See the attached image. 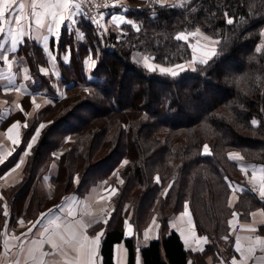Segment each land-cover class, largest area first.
Masks as SVG:
<instances>
[{
    "label": "trees",
    "instance_id": "1",
    "mask_svg": "<svg viewBox=\"0 0 264 264\" xmlns=\"http://www.w3.org/2000/svg\"><path fill=\"white\" fill-rule=\"evenodd\" d=\"M225 12L246 23L228 25ZM125 14L140 31L121 24L98 33L89 18H81L77 27L83 31L82 40L65 27L57 41L51 39L58 82L64 87L60 94L54 76L39 71L47 64L41 46L31 39L21 45L18 54L36 79L35 88L50 95L51 102L24 129L23 141L39 124L45 125L21 182L12 188L14 215L16 207L24 206L27 216L34 206L43 205L36 181L56 161L53 183L64 195L83 196L98 184L118 188L109 223L88 229L94 233L95 227H103L102 264H115L113 247L119 242L127 248V264H135V240L125 237L124 221L128 219L139 234L155 215L160 235L141 248L142 264H207L209 257L215 262L222 256L228 260L233 254L228 219L233 212L264 206L251 190L242 191L233 206L228 204L229 183L245 180L238 160H229L228 153L238 152L244 161L264 165V51L255 52L264 43L259 34L264 28V0H191L185 8L129 0ZM197 28L205 36L229 39L221 55L208 65H197L195 72L187 69L173 78L150 72L134 58L136 53L147 54L166 66L187 62L192 48L175 37ZM66 45H71L68 63L61 59ZM89 55L96 66L87 70ZM244 76L239 85L234 82ZM253 118L261 123L253 126ZM204 144L210 155L202 154ZM28 192L35 194V205L25 199ZM126 202L132 205L131 213L123 209ZM185 202L197 232L209 240L203 251L186 250L179 234L169 231L170 217L182 211Z\"/></svg>",
    "mask_w": 264,
    "mask_h": 264
},
{
    "label": "crops",
    "instance_id": "2",
    "mask_svg": "<svg viewBox=\"0 0 264 264\" xmlns=\"http://www.w3.org/2000/svg\"><path fill=\"white\" fill-rule=\"evenodd\" d=\"M21 2L25 3V11L26 13H28V19L24 21V30L28 33V35L20 37L18 39L16 50L15 52H13L11 50L12 37L9 30L14 27V24L5 25V32L0 33V44H3V47H0V54L8 57V59L6 60L0 59V161H3L2 163H0V197H2V199H0V264H9V262L15 261H18L19 264H33V261L26 255L27 250L32 246L30 242L41 239L46 240L48 234H45V236H41L40 233L44 232V228L48 226L49 221L54 220L57 217L64 219L67 211H73L75 213V218L82 219L84 223H92L93 219L97 220V223H103V218H106L107 211L112 206V201L108 200H102L106 203L105 205H98L101 195L98 199V202L95 203L97 195H94L93 197V194H95L96 191H100L101 193V191L106 188L104 184H99L96 187H92L91 190L83 196H79L76 193L64 195L60 191H57L54 187L53 177L58 171V165L56 161H52L49 163L46 170L42 173L40 177L37 178L36 181V188L40 192L42 201H48V205L44 206L40 210H36L33 215L31 214L32 212L30 213L29 211L27 213V216H24V212L26 211L24 206L22 210L20 208L21 211L18 210L16 207L14 215L12 200H10L12 197V188L14 189V187H17L22 180L24 174V167L29 155L31 154V150L26 156L24 155V153L27 149L28 143L31 140V137L35 134L36 128L39 127L40 124L34 129L33 133L27 138V140L25 139L23 141V133L25 129L24 125H28L29 121L33 118L34 114L51 100L50 95L45 94L42 89L35 88L37 81L31 75L29 66L26 61L18 54L19 49L21 45H23L25 39H31L36 44L41 46L44 55L47 59V64L44 66H40V68L47 69V74L51 73L54 76V78L56 79L54 87L58 94L64 91L63 85L58 82V79H60L61 77L59 74L60 70L57 59L55 61L51 60L52 56L56 57V53L55 51H52L50 42L52 38L55 39V41H57L58 39L53 34L47 32V25L51 20L50 12L52 11V9L45 10L44 8H37V12L42 14L43 21L45 24V27L40 28L34 23L35 18L31 16L32 9L30 5L32 3V0H21ZM43 2L55 4L56 0H43ZM75 2L79 3L81 5V8L77 9L73 7L71 9L72 12L77 13V15L74 16V19L78 20L79 22L81 18L88 19L90 16L92 18L90 19L91 23L96 26L97 24L92 21H99V26L97 30L98 33L100 30L109 31L116 30L117 28H119V26L121 25L119 19H117L115 22H111L112 17L114 15L118 17L122 16L125 20H127L125 12L128 9L129 0H119L117 6L105 7L104 9L98 10L96 12H91L89 9H87L85 5H83L77 0H75ZM116 3L117 0L109 1V5H113ZM15 14L16 13H13V15ZM60 27L62 29L63 27H65V25H61ZM76 28L78 32L83 34V31H81L77 26ZM44 35L48 36L46 48L42 40L39 39ZM21 41H23V43H21ZM67 54L68 53L64 52L62 53L61 57V59L65 63H68L70 59V56L67 61L63 59L64 55ZM88 57L89 56H87L85 60ZM150 62L155 64L152 58ZM24 67L28 68V74L33 77L31 81L24 80L22 78L23 73L18 71ZM85 68L87 70L90 69L86 63ZM9 77H14V79L9 82ZM21 85L25 86L26 91H16V88L21 87ZM17 105H19L20 107L18 108ZM36 105H40V107L37 108ZM16 122H19L17 129H15L11 135L15 136L19 141H21V143L14 145L12 141L8 139L7 129L13 123ZM37 141L35 142V144L37 143ZM10 153L11 155H9ZM21 160H23V163H21L19 168H16V164L19 163ZM238 162L240 168L244 169V171L242 172L245 180L243 184L233 185L228 198V201L229 199H233L235 201L232 206L238 202L239 195L242 192H237L235 191V189L237 187H241L244 189V191L251 190L253 187V171H256L257 173V179L255 181V184L258 186L260 183V170L264 169V165L260 163H248L244 160H238ZM13 169L15 170L13 171ZM101 185L103 186L100 187ZM40 187H42V189ZM256 194L258 195V193ZM262 201L264 203V200ZM5 204L8 206V211L10 213L9 216L3 215V205ZM57 205H62L64 210L61 211L60 209H58L56 207ZM98 208H105V213L97 214ZM48 209H52V214L46 218H41L40 213H45L48 211ZM183 211L184 209L178 212L177 214H173L170 217L168 222L169 231L174 230L179 234L186 250L190 252H193L191 251V248H202L204 250L205 246L209 243L208 238L206 243L200 241V237L206 236L197 232L194 226L192 215L190 217H182L181 214ZM87 212H91L93 213V215H84ZM236 213V217H233L231 215L228 219V222L229 220H232V224L230 225L228 223V225L229 235L232 237L233 242V254L228 257V260L222 256L219 260L215 262L212 261L209 257L207 264H225V262L226 264H231V260L233 257H236L238 261L241 260V253L236 251L237 237L240 238L239 243L241 247L245 250V253L247 248L250 246V242L254 240L255 235L258 234L264 237V222H262L264 221V216L261 215V213H264V206L254 207L246 213H241L240 211H236ZM154 217L156 220V224L159 225L157 215L153 216V218ZM153 218L139 234L135 232L132 226V237H134L135 240V264H137V261H139V264H142V256L140 252L141 248L146 246L151 240L157 239L160 235V225L159 227L151 226L150 228V225H152ZM189 218L192 221L191 224H189L188 222ZM21 219L24 221L23 224L18 223V221H20ZM38 219H43V225H38L37 228L33 229L32 233H28L27 236H22L21 234L27 233L28 228L32 227V223L36 222ZM72 219L73 217H67L68 221H71ZM6 221L7 225L5 224ZM253 227L257 229L255 233L249 231V229ZM88 229L83 230L84 234L89 237H94L97 232L91 233ZM146 229H149L148 235L150 238L148 239H146L144 235ZM73 230L78 229L74 228ZM61 231L67 239L68 234L63 233V230ZM193 231L195 232V237H193L192 235ZM181 232H183V236L181 235ZM13 236L19 237L20 239L12 240L11 244L14 245V247H12L10 251L6 252L3 242L6 238H10ZM185 237L187 238V243L185 242ZM54 238L58 239L57 237ZM21 241L23 242L22 246ZM101 242L99 249L97 250V255L95 257V264H102V256L100 252ZM42 250L46 253H49V255L44 257L46 264H74L76 251L75 248L71 245L65 246L60 251H53L50 245L45 243L43 245ZM256 257L257 259L255 261L249 260L248 264H264V252H261L260 249H257ZM113 258L115 264H127L128 251L123 242L114 244Z\"/></svg>",
    "mask_w": 264,
    "mask_h": 264
},
{
    "label": "snow or ice",
    "instance_id": "3",
    "mask_svg": "<svg viewBox=\"0 0 264 264\" xmlns=\"http://www.w3.org/2000/svg\"><path fill=\"white\" fill-rule=\"evenodd\" d=\"M119 3V0H117L116 4L109 5L105 4L104 7H115ZM154 4L159 5L160 7H172V8H185L187 5L191 3V0H153ZM32 11H31V16L35 18L34 23L40 27L43 28L45 27L44 21H43V16L41 13L37 12V8H44L45 10L47 9H52L50 12L51 20L49 21L47 25V32L50 34H53L57 38L61 37V25H65L66 29L69 30L70 32L75 33L79 38H83V34L77 31L76 26L78 25V20L74 19V16L77 15V13H74L71 11L73 7L79 9L81 8V5L79 3H76L75 0H56L55 4H49L43 2V0H32V3L30 5ZM26 5L25 3L21 2V0H0V33L5 32V25L7 24H14V27H12L9 31L12 37V51L15 52L16 50V45L17 41L20 37L27 36L28 33L25 32L24 30V21L28 19V13L25 11ZM194 10V9H193ZM13 13H16L13 15ZM102 15V14H101ZM225 22L228 25H233L234 23H246V21L242 18L239 22L235 21L234 18L229 15L227 12L224 14ZM89 19H92L89 16ZM117 19L120 20L121 24H128L132 25L133 27L136 28L137 31H140V28L137 27L135 22L133 20H125L122 16H113L111 22H115ZM92 22L96 23L97 26H99V21L93 20ZM260 36L264 38V28L260 30ZM200 35L203 37L204 40L209 41V43L205 46H199L200 42L199 40L197 41V46L192 47L193 51V56L192 59L187 61V63H175L170 67H164L158 64H153L150 62L151 58L149 56H144L142 63L143 66L148 69L150 72H156L157 70L161 74H166L170 75L171 77L175 78L180 76L182 73H184L187 69H191L193 72L197 71V65H208L211 60L214 58L218 57L219 55L222 54L223 52V45L227 43L229 37L224 36L222 39H212L207 36H203V33H201V30L197 28L195 32H188L185 34L184 32H179L175 39L179 41H184L187 40L188 36H197ZM32 38V37H30ZM39 39L42 40V42L45 44V48L47 47V41H48V36L44 35L40 37ZM23 43V41H21ZM0 47H3V44H0ZM264 51V43L258 44L255 47V52L256 53H261ZM65 52L68 53L67 55H64L63 59L67 61L69 59L70 53H71V45H66L65 46ZM50 55V54H49ZM0 59H8V57L3 56L0 54ZM250 59H255V57H251ZM52 61L56 60L55 56L51 57ZM138 63H140V60H137ZM85 63L89 68H94L96 66V60L92 59V56L89 55V57L85 60ZM19 72L23 73V79L24 80H29L31 81L33 79L32 76L28 74V68L24 67L20 70ZM39 71L42 74L47 75V69L45 68H40ZM247 75V74H246ZM14 79V77H9V82ZM246 79V76L244 77H238L235 78L234 82L239 85L242 80ZM26 91V88L24 85H21V87L16 88V91ZM87 91V89H85ZM51 102V101H49ZM19 108L20 106L17 105ZM37 108L40 107V105H36ZM23 110V109H21ZM19 122L13 123L8 129H7V134H8V139L12 141L14 145L21 143L15 136L11 135L15 129H17ZM261 123L257 119L253 118L251 121V124L253 126L258 125ZM25 128L29 127V125L25 124ZM45 127L44 124H40L39 127L36 128L35 134L31 137L30 142L27 145V149L25 150L24 155H28L29 151L33 149V145L37 141L38 137L41 134V129ZM202 154L204 155H210V147L208 144L203 145V150ZM11 155V153L9 154ZM228 159L229 160H243V157L240 155L238 152H229L228 153ZM3 161H0L2 163ZM21 163H23V160H21L19 163L16 164V168H19ZM128 163L127 160L123 161L122 166L126 165ZM15 169H13L14 171ZM244 171V169H241ZM257 179V173L256 171H253L252 173V181H253V187L251 189L252 192L258 193V196L261 200H264V169L260 170V183L257 186L255 184V181ZM155 180L157 183L160 182V177L157 176L155 177ZM225 180H228V177H225ZM75 183H79V177L74 178ZM123 180H120V183H123ZM101 185L100 187H102ZM233 185L229 183V188H232ZM169 188H171V185H169ZM104 191L106 195L101 196V200H108L111 201L112 198L117 194L118 189L112 186H108L104 188ZM237 192L244 191L243 188L237 187L235 189ZM167 192V189L165 190ZM2 199V197H0ZM235 201L233 199H229L228 204L229 207L232 206V204ZM58 209L63 211V206L62 205H57L56 206ZM3 215L4 216H9L10 213L8 211V206L5 204L3 205ZM105 209H101V213H105ZM115 211V209H112L111 211H107L106 218H103V223L108 224L112 212ZM52 214V209H48L47 212L45 213H40L41 218H46ZM84 215L87 216H92L93 213L87 212ZM182 217H190V211H189V205L187 202H185L184 205V211L182 212ZM262 216H264V213H261ZM233 217L237 216L236 212L232 213ZM67 217H73L71 221L67 220ZM98 221L93 219L92 223H84L82 219H76L75 218V213L71 210L67 211L66 216L64 219H61L60 217H57L54 220L49 221L48 226L44 228V232L40 233L41 236H45V234H48L47 239H41V240H36V241H31V247L27 250L26 255L33 261V264H46V261L44 259L45 256L49 255V253L44 252L43 245L45 243L49 244L51 249L53 251H60L62 250L65 246L71 245L75 248L76 251V257L74 264H95V257L97 255V250L99 249L101 238L104 235V231L101 230L100 232H97L94 237H89L84 234L83 230L91 228L93 224L97 223ZM189 224L192 223L191 219L189 218ZM264 222V221H262ZM18 223L23 224L24 221L21 219L18 221ZM32 223V222H30ZM230 225L232 224V220H229L228 222ZM7 225V221L5 222ZM125 224V232L124 235L125 237H130L132 236V224L129 222L128 219H125L124 221ZM38 225H43V219H38L36 222L32 223V227L28 228L27 233H22V236H27L28 233H32L33 229L37 228ZM151 226H156L159 227V225L156 224L155 217L152 220V225ZM175 226V225H173ZM74 228H77L78 230H73ZM67 233L68 238H65V235L62 234ZM249 231L255 233L257 229L255 227L250 228ZM149 229L145 230V238L148 239L150 238L148 235ZM181 235L183 236V232H181ZM193 237H195V232L193 231L192 233ZM57 237L58 239L54 238ZM19 237H10L6 238L4 240V248L5 251H10L14 245L11 244L12 240H19ZM224 239H227V237H224ZM240 238L237 237V245H236V251L241 253L242 259L237 260L236 257H233L231 260V264H248L249 260L255 261L257 259L256 257V250L260 249L261 252H264V237L260 235H255L254 240L250 242V246L247 248L246 253L245 250L241 247L239 243ZM200 241H203L204 243L207 242V237H200ZM185 242L187 243V238L185 237ZM23 245V242L21 241V246ZM202 248H191V251L196 252V251H202ZM9 264H19L18 261L15 262H9ZM137 264H139V261H137ZM188 264H195L194 261H189ZM226 264V262H225Z\"/></svg>",
    "mask_w": 264,
    "mask_h": 264
},
{
    "label": "rangeland",
    "instance_id": "4",
    "mask_svg": "<svg viewBox=\"0 0 264 264\" xmlns=\"http://www.w3.org/2000/svg\"><path fill=\"white\" fill-rule=\"evenodd\" d=\"M109 1L110 0H107V2L109 3ZM185 34H187L188 32H184ZM203 36H205V35H203ZM207 37H209V36H207ZM210 38H212V37H210ZM212 39H214V38H212ZM199 40V42H200V45L199 46H205V45H207L208 43H209V41H207V40H204L203 39V37L202 36H200V35H197V36H188V38H187V41L189 42V45L191 46V48L193 47V46H197V41ZM137 55L134 57L136 60H140L141 62V64L143 65V63H142V60H143V57L144 56H149V55H147V54H145V55H142V54H140V53H136ZM149 57H151V56H149ZM152 58V57H151ZM185 64L187 63V62H184ZM155 64H158V65H161V66H164V67H170V66H172V65H169V66H166V65H162V64H159V63H156L155 62ZM187 106V105H186ZM35 115V114H34ZM171 164H172V168H173V161H171ZM99 185V184H98ZM105 185V187H108L109 185L110 186H112V187H115V188H117L115 185H113L112 183H106V184H104ZM96 187V186H95ZM41 189H42V187H40ZM118 189V188H117ZM38 190V189H37ZM38 192H39V190H38ZM38 192L36 193L37 195H38ZM39 195H40V192H39ZM94 195H97L96 196V201H95V203L96 202H98V199H99V197H100V195L101 196H104V195H106V193H105V191L104 190H102L101 191V193H100V191H96V193L95 194H93V197H94ZM116 196H117V194L112 198V200L113 199H115L116 198ZM25 199H30V201L33 203V205H35V202H34V199H35V194H29V192L27 193V195H26V198ZM111 200V201H112ZM42 203H43V205L39 208V207H35L34 206V209H32V215H33V213L36 211V210H40V209H42L44 206H46V205H48V201H46V202H43L42 201ZM105 205L106 203L104 202V201H102L101 199L99 200V202H98V205ZM114 208V203H113V201H112V206H111V208L108 210V211H111L112 209ZM101 209H103V208H98V210H97V214H100L101 213ZM105 209V208H104ZM124 210H126L128 213H131V211H132V205H131V203L130 202H126L125 204H124V208H123ZM102 214V213H101ZM100 223V222H99ZM102 223V222H101ZM131 223V222H130ZM132 224V223H131ZM133 226V225H132ZM96 229L94 230V233H96V232H98V231H100L101 229L103 230V227H101V228H97V227H95Z\"/></svg>",
    "mask_w": 264,
    "mask_h": 264
},
{
    "label": "built area",
    "instance_id": "5",
    "mask_svg": "<svg viewBox=\"0 0 264 264\" xmlns=\"http://www.w3.org/2000/svg\"><path fill=\"white\" fill-rule=\"evenodd\" d=\"M87 7L91 12L104 9L105 4H109L107 0H77Z\"/></svg>",
    "mask_w": 264,
    "mask_h": 264
}]
</instances>
